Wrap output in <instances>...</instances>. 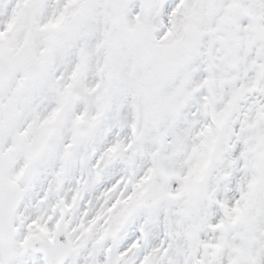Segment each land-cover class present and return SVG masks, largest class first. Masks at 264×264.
Masks as SVG:
<instances>
[{"label":"snow or ice","instance_id":"1","mask_svg":"<svg viewBox=\"0 0 264 264\" xmlns=\"http://www.w3.org/2000/svg\"><path fill=\"white\" fill-rule=\"evenodd\" d=\"M0 264H264V0H0Z\"/></svg>","mask_w":264,"mask_h":264}]
</instances>
